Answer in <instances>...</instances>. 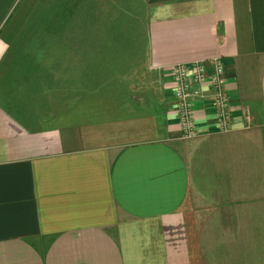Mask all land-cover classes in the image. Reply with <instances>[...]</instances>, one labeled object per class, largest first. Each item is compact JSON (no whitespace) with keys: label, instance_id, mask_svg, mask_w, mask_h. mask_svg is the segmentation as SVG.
<instances>
[{"label":"crops","instance_id":"0c3cea01","mask_svg":"<svg viewBox=\"0 0 264 264\" xmlns=\"http://www.w3.org/2000/svg\"><path fill=\"white\" fill-rule=\"evenodd\" d=\"M146 16L145 56L115 80L11 93L0 67V264H264V0ZM216 56L230 127L205 81L184 135L170 65Z\"/></svg>","mask_w":264,"mask_h":264},{"label":"rangeland","instance_id":"374dc122","mask_svg":"<svg viewBox=\"0 0 264 264\" xmlns=\"http://www.w3.org/2000/svg\"><path fill=\"white\" fill-rule=\"evenodd\" d=\"M147 5L148 0H0L2 84L16 93L31 82L35 92L51 95L133 71L146 52Z\"/></svg>","mask_w":264,"mask_h":264},{"label":"built area","instance_id":"2783aa9c","mask_svg":"<svg viewBox=\"0 0 264 264\" xmlns=\"http://www.w3.org/2000/svg\"><path fill=\"white\" fill-rule=\"evenodd\" d=\"M173 78V94L177 103V114L184 135H193L197 132L194 121L193 103L195 98L203 97L201 87L194 88V83L201 86L209 82V89L216 107V123L219 129L230 127V113L228 96L224 89V65L219 57L211 59L210 70L202 60L182 61L170 65ZM245 117L249 116L248 105L244 106Z\"/></svg>","mask_w":264,"mask_h":264}]
</instances>
